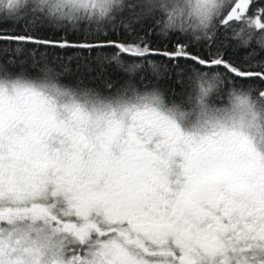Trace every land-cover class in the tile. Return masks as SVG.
<instances>
[{"label":"snow or ice","instance_id":"obj_1","mask_svg":"<svg viewBox=\"0 0 264 264\" xmlns=\"http://www.w3.org/2000/svg\"><path fill=\"white\" fill-rule=\"evenodd\" d=\"M183 8L0 0V264H264V0Z\"/></svg>","mask_w":264,"mask_h":264},{"label":"clouds","instance_id":"obj_2","mask_svg":"<svg viewBox=\"0 0 264 264\" xmlns=\"http://www.w3.org/2000/svg\"><path fill=\"white\" fill-rule=\"evenodd\" d=\"M22 2L27 3L28 0ZM175 3L177 11L173 18V26L179 29L187 20L183 8L185 0H175ZM220 106L227 109L231 120L243 125L244 131L258 146H264V101L247 90H237L229 101ZM182 126L191 130L196 126L195 118L193 117L191 123H184Z\"/></svg>","mask_w":264,"mask_h":264}]
</instances>
